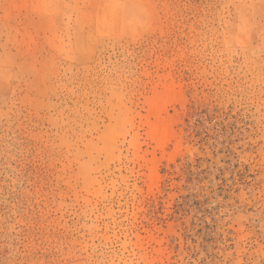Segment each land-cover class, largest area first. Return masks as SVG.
I'll use <instances>...</instances> for the list:
<instances>
[{
	"label": "rangeland",
	"instance_id": "rangeland-1",
	"mask_svg": "<svg viewBox=\"0 0 264 264\" xmlns=\"http://www.w3.org/2000/svg\"><path fill=\"white\" fill-rule=\"evenodd\" d=\"M0 264H264V0H0Z\"/></svg>",
	"mask_w": 264,
	"mask_h": 264
}]
</instances>
